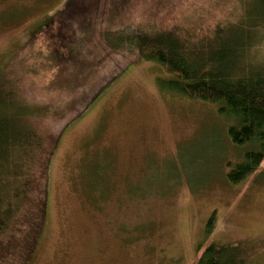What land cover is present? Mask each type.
Returning <instances> with one entry per match:
<instances>
[{
	"label": "rangeland",
	"instance_id": "1",
	"mask_svg": "<svg viewBox=\"0 0 264 264\" xmlns=\"http://www.w3.org/2000/svg\"><path fill=\"white\" fill-rule=\"evenodd\" d=\"M218 1L0 0V76L37 108L30 121L47 143L44 222L29 264H197L211 243L245 246L243 264H264V161L227 182L242 158L227 118L160 90L163 69L110 55L100 38L125 25H199ZM79 46L98 75L117 66L90 105L95 89L71 104L56 80L55 61Z\"/></svg>",
	"mask_w": 264,
	"mask_h": 264
},
{
	"label": "trees",
	"instance_id": "2",
	"mask_svg": "<svg viewBox=\"0 0 264 264\" xmlns=\"http://www.w3.org/2000/svg\"><path fill=\"white\" fill-rule=\"evenodd\" d=\"M218 2L217 10L199 25H125L104 29L100 38L110 55L126 54L163 69L166 78L156 79L160 90L210 103L227 118L229 140L242 154L225 175L235 185L264 161V0ZM80 54L87 53L79 46L74 56L55 61L56 80L69 86L63 91L71 104L95 89L90 105L117 76V66L98 75L94 56H86V62ZM14 84L0 76V264H29L44 222L47 143L30 121L37 108L27 105ZM214 223L212 215L208 234ZM247 250L211 243L199 252L197 264H243Z\"/></svg>",
	"mask_w": 264,
	"mask_h": 264
}]
</instances>
